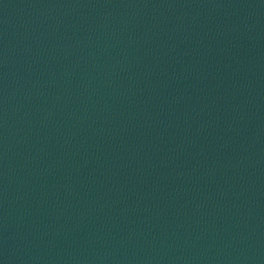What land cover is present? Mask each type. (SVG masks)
I'll list each match as a JSON object with an SVG mask.
<instances>
[{
  "label": "water",
  "instance_id": "95a60500",
  "mask_svg": "<svg viewBox=\"0 0 264 264\" xmlns=\"http://www.w3.org/2000/svg\"><path fill=\"white\" fill-rule=\"evenodd\" d=\"M0 264H264V0H0Z\"/></svg>",
  "mask_w": 264,
  "mask_h": 264
}]
</instances>
